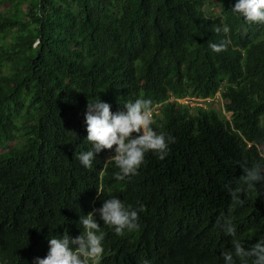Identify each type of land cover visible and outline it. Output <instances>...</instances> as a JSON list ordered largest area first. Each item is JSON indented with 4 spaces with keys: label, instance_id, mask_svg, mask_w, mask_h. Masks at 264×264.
<instances>
[{
    "label": "trees",
    "instance_id": "16d2710c",
    "mask_svg": "<svg viewBox=\"0 0 264 264\" xmlns=\"http://www.w3.org/2000/svg\"><path fill=\"white\" fill-rule=\"evenodd\" d=\"M236 2L0 0V264H35L50 238H77L80 218L111 198L137 211L139 228L117 235L97 212L100 264H224L233 246L221 216L246 249L264 239V182L249 190L239 180L242 165L264 166V24L233 12ZM224 40L226 51L209 48ZM138 92L165 102L164 116L187 111L170 97L216 92L232 112L189 117L166 185L155 173L116 179L115 146L91 169L78 159L93 149L88 103L116 113ZM228 187L243 189V205Z\"/></svg>",
    "mask_w": 264,
    "mask_h": 264
},
{
    "label": "clouds",
    "instance_id": "9594fccd",
    "mask_svg": "<svg viewBox=\"0 0 264 264\" xmlns=\"http://www.w3.org/2000/svg\"><path fill=\"white\" fill-rule=\"evenodd\" d=\"M232 11L242 15L249 23L264 24V0H237ZM221 31L228 34L230 28L227 25L222 29L216 28L217 33ZM229 43L228 40L219 44L209 43V48L215 53H221L227 50ZM122 77L127 82L128 77ZM218 93L221 96L220 92H216L215 95ZM215 95L205 99L195 97L167 99L168 104L175 101L178 105L185 106L187 111L181 118L172 114L164 116L162 107L166 103L157 102L144 96L142 92L132 93L130 98L118 107L119 111L116 113L111 111L108 103L100 99L88 103L85 117L87 140L93 145V149L82 152L78 159L85 168L91 169L96 154L103 150H112L115 146V155L110 157V160L119 168L116 179L132 182L138 177L155 173L158 179L153 183L156 186L166 185L167 179L168 182H172L171 179L175 176L171 166L172 144L180 140L181 131L187 125L190 116L196 117L198 108L213 109L205 108L198 102L207 103V100L214 98ZM222 99L227 104V100ZM190 103L194 105L190 107ZM170 109L173 110L171 107ZM227 112L232 116V112ZM230 118L226 117L228 120ZM154 164L155 169H152L151 165ZM241 168L244 174L239 180L247 189L255 190L258 183L264 182V166L261 164L256 163L251 167L242 165ZM228 191L234 202L243 205L244 201L240 197L242 188L228 187ZM140 210L143 211L142 206ZM97 212L104 224L114 227L117 235H122L125 230L134 231L139 228L136 210L130 206L126 207L118 198L105 200L100 209L80 218L84 230L80 236L71 239L66 232L63 238H50L47 256L43 259L37 258L35 264H100L104 253L102 246L104 233L95 219ZM216 226L226 236L232 238V250L222 253L224 264H236L234 257L239 258L242 264H247L249 259L252 264H264V239L246 249L236 238L237 229L231 217L221 216L217 219ZM144 264L148 262L145 261Z\"/></svg>",
    "mask_w": 264,
    "mask_h": 264
},
{
    "label": "rangeland",
    "instance_id": "374dc122",
    "mask_svg": "<svg viewBox=\"0 0 264 264\" xmlns=\"http://www.w3.org/2000/svg\"><path fill=\"white\" fill-rule=\"evenodd\" d=\"M199 105L205 107V108H213L215 111L220 112L223 116L230 118L231 114L227 111H225V105L226 101H224L221 96L218 94L215 95L214 98L207 100V103H204L203 101L198 102ZM190 107L194 104H189Z\"/></svg>",
    "mask_w": 264,
    "mask_h": 264
}]
</instances>
